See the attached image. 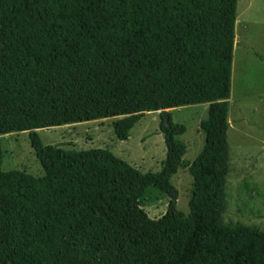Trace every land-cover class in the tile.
I'll list each match as a JSON object with an SVG mask.
<instances>
[{"label":"trees","instance_id":"16d2710c","mask_svg":"<svg viewBox=\"0 0 264 264\" xmlns=\"http://www.w3.org/2000/svg\"><path fill=\"white\" fill-rule=\"evenodd\" d=\"M237 1L0 0V135L27 131L44 171H4L0 150V264H264V230L224 219ZM202 103L192 161L185 125L160 115L157 172L104 148L44 145L36 131L119 117L126 140L146 112ZM182 166L187 213L171 181ZM161 196L164 214L146 217Z\"/></svg>","mask_w":264,"mask_h":264},{"label":"rangeland","instance_id":"374dc122","mask_svg":"<svg viewBox=\"0 0 264 264\" xmlns=\"http://www.w3.org/2000/svg\"><path fill=\"white\" fill-rule=\"evenodd\" d=\"M236 11L235 37L238 39L234 40L228 109L230 162L224 219L264 230V73H261L264 67L254 66L253 60L244 66L242 57L253 56L256 51L264 56V0H238ZM167 111L173 123L185 125L186 130L180 136L186 145L183 159L192 161L204 145L199 122L206 118L207 104L185 105ZM118 118L107 117L36 131L44 145L76 150L104 148L142 172L159 171L166 154L160 131V111L144 113L130 129L126 140H119L115 135L113 123ZM0 150L2 170H21L33 176L44 174L27 131L0 135ZM171 181L178 190L176 207L187 213L192 187L187 167H179ZM167 204L168 198L161 196L141 208L146 217L156 219L164 214ZM141 220L138 216H130L133 226Z\"/></svg>","mask_w":264,"mask_h":264},{"label":"crops","instance_id":"0c3cea01","mask_svg":"<svg viewBox=\"0 0 264 264\" xmlns=\"http://www.w3.org/2000/svg\"><path fill=\"white\" fill-rule=\"evenodd\" d=\"M241 12H239V13H241ZM242 57H244V59H245V60L243 59L245 62L244 66H247L250 61H251L250 63H252V60H253V63H255V64H253L254 66L255 65L256 66L261 65L262 67H264V56L262 54L258 53L257 51H256V53H253V56L244 55ZM261 73H264V70L262 68H261Z\"/></svg>","mask_w":264,"mask_h":264},{"label":"water","instance_id":"95a60500","mask_svg":"<svg viewBox=\"0 0 264 264\" xmlns=\"http://www.w3.org/2000/svg\"><path fill=\"white\" fill-rule=\"evenodd\" d=\"M237 39H238V38L235 37V40H237ZM160 115H161L162 118H163L164 125H165L166 127H169L170 124H169V115H168V111H167V109H162V110H160Z\"/></svg>","mask_w":264,"mask_h":264},{"label":"bare ground","instance_id":"6f19581e","mask_svg":"<svg viewBox=\"0 0 264 264\" xmlns=\"http://www.w3.org/2000/svg\"><path fill=\"white\" fill-rule=\"evenodd\" d=\"M239 18V17H238Z\"/></svg>","mask_w":264,"mask_h":264}]
</instances>
